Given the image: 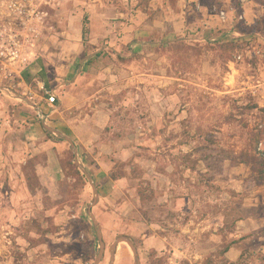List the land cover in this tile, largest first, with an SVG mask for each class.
Masks as SVG:
<instances>
[{
  "label": "rangeland",
  "instance_id": "1",
  "mask_svg": "<svg viewBox=\"0 0 264 264\" xmlns=\"http://www.w3.org/2000/svg\"><path fill=\"white\" fill-rule=\"evenodd\" d=\"M224 1L214 25L193 7L180 30L176 0L138 1L148 33L134 37L130 0H0V153L8 131L34 147L55 138L60 169L49 189L45 150L29 159L20 144L29 192L10 193L0 161V264H95V196L98 264L119 236L139 264H264V0ZM68 96L82 105L60 114ZM83 117L96 121L87 145L58 130ZM134 261L119 244L113 264Z\"/></svg>",
  "mask_w": 264,
  "mask_h": 264
},
{
  "label": "crops",
  "instance_id": "2",
  "mask_svg": "<svg viewBox=\"0 0 264 264\" xmlns=\"http://www.w3.org/2000/svg\"><path fill=\"white\" fill-rule=\"evenodd\" d=\"M138 1H141V0H130L131 5L133 4V6L129 7V10H128L129 12H127V16L131 17V19L129 20L128 24L123 26L126 28L123 33L124 34H127V33L132 34L133 33V34H135V36L133 35L134 37H136L138 31H140V32L145 31L146 33H148L146 30H144L145 29L144 27L141 28L140 26H138L137 25L138 22H137V20H135V18H138L142 14L140 9L137 8L138 7ZM158 1L161 2V4L164 3V0H149L150 8L152 6H154L155 2H158ZM165 1L167 3L169 0H165ZM176 1H177V7L180 9V13H178L179 16L177 15L178 18H176V20L180 19V22H178L177 25L175 23H173V24H175L176 30L185 29V27H186V25L184 23L186 20L185 15L187 14L188 11L193 9V7H194V10L198 13L196 16L200 15L199 18H201V19H197V20L200 21L203 18V22H204L203 25H205V26H207V28H209L210 25H214V22L217 19V17L210 14V12L208 10L212 9V6H213L212 4L215 5V2H216V4L220 3L222 5L226 2L224 0H176ZM201 1L204 2V4H203L204 6L201 5ZM205 3H206V5H205ZM196 18H198V17H196ZM141 30H144V31H141ZM171 30H172V28H170V31ZM110 31H112V30H110ZM128 37H130V35H128ZM114 44L115 43H110L108 48L114 49V47H113ZM131 44H133V45H131L133 50L135 48L141 46L140 43H138L134 40L131 42ZM84 64L85 63H83V65ZM83 65L81 66V68H83ZM142 76H144V75H142ZM81 102H82L81 99H75L74 97L68 96L67 101L63 102V104H62V107H61L62 111L60 112V114L64 113L65 111H69V110L73 109L74 107L82 105ZM98 112L99 111H97V113ZM18 115H20V113L18 114L17 109H15L13 117L15 119H20ZM21 116H22V114H21ZM87 118H88V116H87ZM83 119H84V117H83ZM71 120L68 121L66 124L59 123L60 126L63 125V128H58V130L59 131L64 130V128L68 129L79 139V141H81V143L86 144L85 143L86 139H83V137L81 136V133H83L84 129L90 128L91 132L89 134H86V135L89 137L90 140L93 139L92 141H96L95 137H97V136L93 134V129L95 128V126H94L95 124H93V123H95L96 121H94L92 119V120H89V122H86L87 120L84 119V120L78 122V124L76 125V124H71L74 121V120L73 121H71ZM21 131H20V133H22ZM4 133H6V132H4ZM10 135H12L11 131H8L6 134L1 135L3 137L2 142L5 141L4 146L6 147V153H0V161L1 162L12 163L11 171H10V173H11L10 174V179H11L10 193L16 192L18 190H19V192H22V193L29 192L28 184L24 179L26 175L18 169V168H22L20 166L25 165L28 161L27 159H24L22 157V154L17 157L18 146L20 144L25 145L26 146L25 149L30 150L31 156L29 159H32L34 156L39 155V153H41V152L43 153L45 150V152L47 154V161H46V164H44V165H42V164L37 165V170H39V171H37V175L40 178L41 183L43 185L49 187V189H51V186L53 187L54 185L51 182V175H49L47 173V171H48V169H50L53 172V176L57 175V173L60 171V169H58L55 166L54 153L52 150L53 147H57L55 144L56 142L46 141V142H43L42 145H39V147H36V146L34 147V145H36V143H34V144L24 143V141H22L23 140L22 137H21V139L19 138V140H17L19 142L14 141V139H15L14 136H11V140H7V138L10 137ZM35 137H36V135H35ZM26 139L28 140L30 138L26 137ZM37 139H38V137H37ZM49 148H50V150H49ZM22 170H23V168H22ZM240 225H242V223ZM231 253H232V249L230 251V254ZM236 253L237 254H233V255H238L239 252L236 251Z\"/></svg>",
  "mask_w": 264,
  "mask_h": 264
},
{
  "label": "water",
  "instance_id": "3",
  "mask_svg": "<svg viewBox=\"0 0 264 264\" xmlns=\"http://www.w3.org/2000/svg\"><path fill=\"white\" fill-rule=\"evenodd\" d=\"M46 130H48V132H50V133L51 132L54 133V131H52L49 128H46ZM67 141L69 142L71 148L73 149L74 153L76 154V149H75L74 143L71 140H67ZM91 184H92V186L94 188L93 182H91ZM96 202H97V196H95L92 204L88 207V213H89V215L91 216V218L93 220L95 233H96L97 239L99 241V253H98V258H97V260L95 262V264H98L100 259L103 256L104 242L102 240V235H101V232H100V228H99V226H98L97 222L95 221V218H94V216L92 214V207L95 206ZM121 243H125L131 248V250L133 251V254L135 256L134 264H139V258H138V255H137L136 248H135L133 242L126 236H119L118 238H116L115 242L111 246V248H110L111 259H110V263L109 264H113L114 263L115 254H116L117 248H118L119 244H121Z\"/></svg>",
  "mask_w": 264,
  "mask_h": 264
},
{
  "label": "trees",
  "instance_id": "4",
  "mask_svg": "<svg viewBox=\"0 0 264 264\" xmlns=\"http://www.w3.org/2000/svg\"><path fill=\"white\" fill-rule=\"evenodd\" d=\"M83 32H84V29H83ZM229 46H230L231 49L235 48V45L231 44ZM51 139H52V141L57 142L56 140H54V138H51ZM253 140H254L255 145L259 142V138L257 136H254ZM254 149H255V147H254ZM241 156H242L241 157L242 160H241L240 163L248 164V163H250V160L256 162L255 156H252L250 153H243V154H241Z\"/></svg>",
  "mask_w": 264,
  "mask_h": 264
},
{
  "label": "built area",
  "instance_id": "5",
  "mask_svg": "<svg viewBox=\"0 0 264 264\" xmlns=\"http://www.w3.org/2000/svg\"><path fill=\"white\" fill-rule=\"evenodd\" d=\"M219 19L222 22H225L226 19H227L226 14L224 12H220ZM48 97H49L48 100H47L48 101V105L51 106L52 108H54V106L57 104V97H56V95L55 94H50ZM261 147H262V145L260 144L259 145V150H262ZM262 155L264 156V150L262 151Z\"/></svg>",
  "mask_w": 264,
  "mask_h": 264
}]
</instances>
